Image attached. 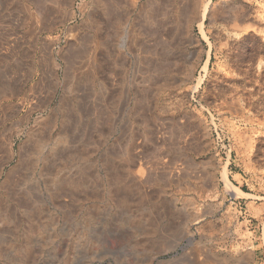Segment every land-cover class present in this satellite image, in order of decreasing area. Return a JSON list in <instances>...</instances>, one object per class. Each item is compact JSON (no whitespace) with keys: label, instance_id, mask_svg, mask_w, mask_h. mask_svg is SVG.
I'll list each match as a JSON object with an SVG mask.
<instances>
[{"label":"rangeland","instance_id":"obj_1","mask_svg":"<svg viewBox=\"0 0 264 264\" xmlns=\"http://www.w3.org/2000/svg\"><path fill=\"white\" fill-rule=\"evenodd\" d=\"M203 1L0 0V264H264V0Z\"/></svg>","mask_w":264,"mask_h":264},{"label":"bare ground","instance_id":"obj_2","mask_svg":"<svg viewBox=\"0 0 264 264\" xmlns=\"http://www.w3.org/2000/svg\"><path fill=\"white\" fill-rule=\"evenodd\" d=\"M211 0H204L203 1V3H202V5H201V11H200V19H199V21H197V23H196V26H197V30H198V32H199V34H202V35H204V23H203V20H204V18H205V16L208 14V11H209V7H210V4H211ZM201 35V36H202ZM110 46V45H109ZM79 49H81V48H79ZM207 53H208V51H207ZM206 63H207V59L205 60V62H204V65H203V68H205L206 67ZM155 64V63H154ZM157 68V67H156ZM162 68V67H161ZM153 71V70H152ZM155 71V70H154ZM153 71V72H154ZM196 86H197V84H196ZM80 102V101H79ZM82 104V103H81ZM64 105V104H63ZM66 105V104H65ZM84 105V104H83ZM70 107V106H69ZM90 107V106H89ZM81 109V108H80ZM72 115V114H71ZM77 115V114H76ZM75 116V115H74ZM70 118V117H69ZM75 121V120H74ZM102 122V121H101ZM91 126V125H90ZM45 127V126H44ZM49 128V127H48ZM91 128V127H90ZM47 130V129H46ZM73 130V129H72ZM79 131H80V129H79ZM94 132V131H93ZM78 133V132H77ZM92 134V133H91ZM75 135V134H74ZM77 136V135H76ZM85 139H86V137H85ZM57 140V139H56ZM96 140V139H95ZM98 140V139H97ZM31 141V140H30ZM66 141V140H65ZM71 141V140H70ZM87 141V140H86ZM92 141V140H91ZM102 141V140H101ZM69 143V142H68ZM125 143V142H124ZM86 144V143H85ZM99 144V143H98ZM53 145V144H52ZM37 146V145H36ZM58 146H60L59 144H58ZM118 147H119V144H118ZM75 148V147H74ZM94 148H96L95 146H94ZM120 149V148H119ZM135 149V148H134ZM22 150V149H21ZM34 150V149H33ZM58 150V149H57ZM71 150V149H70ZM78 150V149H77ZM123 150L124 149H122V151H120L121 153L120 154H122L123 153ZM19 151V150H18ZM24 151V150H23ZM36 151V150H35ZM34 151V152H35ZM27 152V151H26ZM57 152V151H56ZM53 153V152H52ZM64 153V152H63ZM112 153V152H111ZM22 154V153H21ZM54 154V153H53ZM19 155V154H18ZM107 155V154H106ZM79 156V155H78ZM130 157H131V155H129ZM129 156H127L126 155V153H123L122 155H121V159L124 161V162H128L129 160H131L130 158H129ZM45 158V157H44ZM59 158V157H58ZM103 158V157H102ZM110 158V157H109ZM112 158V157H111ZM108 159V158H107ZM57 160V159H56ZM111 160V159H110ZM108 161H109V159H108ZM25 162V161H24ZM131 162H133L132 160H131ZM21 163V162H20ZM109 163H111V162H109ZM107 165V164H106ZM114 165H115V163H114ZM125 165H126V163H125ZM30 166V165H29ZM31 166H32V164H31ZM109 166V165H108ZM112 166V165H111ZM114 167V166H113ZM130 167V166H129ZM109 168V167H108ZM110 169V168H109ZM108 169V170H109ZM112 170V169H111ZM128 170V172H127V179L128 180H126V181H130L131 182V185H134V186H137V188L138 187H144V184H143V181H145V180H143V179H141V173L139 172V173H136V172H134V171H129V169H127ZM131 170V169H130ZM49 171V170H48ZM86 172V171H85ZM112 172H114L113 170H112ZM117 172V171H116ZM115 172V173H116ZM147 172V171H146ZM150 172V171H149ZM75 173V172H74ZM108 173V172H107ZM115 173H112V174H115ZM148 174V173H147ZM221 174V173H220ZM222 179L224 180V182H225V189H226V191L227 192H230V193H237V191H235V189L234 188H232V187H230V185H229V181H228V179H227V177H226V172H225V170H222ZM148 176V175H147ZM94 177V176H93ZM112 177H114V176H112ZM145 177V176H144ZM78 178V177H77ZM76 179V178H75ZM111 179V178H110ZM112 179H114V178H112ZM154 179V178H153ZM95 180V179H94ZM116 180H117V178H116ZM143 180V181H142ZM157 180V179H156ZM20 181V180H19ZM152 181V180H151ZM98 182V181H97ZM116 182H118V181H116ZM96 183V182H95ZM146 183H147V181H146ZM98 184V183H97ZM110 184L111 185H113L112 184V182H111V180H110V183H109V186H110ZM97 186V185H96ZM99 186V185H98ZM100 186H102V185H100ZM130 186V185H129ZM105 187V186H104ZM111 187V186H110ZM9 188V187H8ZM31 188V187H30ZM112 188V187H111ZM114 188V187H113ZM112 188V189H113ZM132 188V187H131ZM130 188V189H131ZM111 189V190H112ZM117 189H119L120 190V188H119V186L117 187ZM116 189V190H117ZM115 190V189H114ZM114 190H113V194H114ZM131 190H133V189H131ZM65 191V190H64ZM88 191H90V190H88ZM9 192V191H8ZM63 192V191H62ZM99 192V191H98ZM111 192V191H110ZM123 192V191H122ZM98 194V193H97ZM112 194V195H113ZM120 194V193H119ZM133 194V193H132ZM79 195V194H78ZM123 195H124V192H123ZM125 196V195H124ZM126 196H127V194H126ZM125 196V197H126ZM120 197V196H119ZM108 199V198H107ZM113 201H114V199H112ZM118 201V200H117ZM116 205H117V202H114ZM67 204V203H66ZM71 206V205H70ZM62 207V206H61ZM125 212V211H124ZM145 216V215H144ZM127 217H129V216H127ZM125 218V217H124ZM185 224H184V227H183V231L184 232H186V233H188L189 232V228H188V226H187V224H186V222H184ZM51 226V225H50ZM152 226V225H151ZM166 231V230H165ZM167 233V232H166ZM185 234V233H184ZM159 248V247H158ZM204 261V260H203ZM25 263V262H24ZM196 264V263H195ZM200 264H211V263H209L208 261H205V262H203V263H200ZM213 264V263H212Z\"/></svg>","mask_w":264,"mask_h":264}]
</instances>
